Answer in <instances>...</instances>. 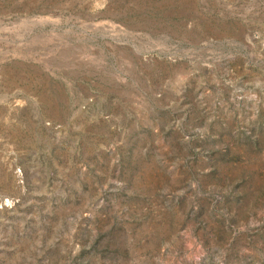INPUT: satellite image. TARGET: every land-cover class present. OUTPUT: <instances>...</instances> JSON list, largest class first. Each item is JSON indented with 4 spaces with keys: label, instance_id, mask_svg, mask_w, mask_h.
<instances>
[{
    "label": "rangeland",
    "instance_id": "1",
    "mask_svg": "<svg viewBox=\"0 0 264 264\" xmlns=\"http://www.w3.org/2000/svg\"><path fill=\"white\" fill-rule=\"evenodd\" d=\"M0 264H264V0H0Z\"/></svg>",
    "mask_w": 264,
    "mask_h": 264
}]
</instances>
